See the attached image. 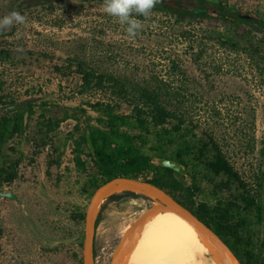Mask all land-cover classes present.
<instances>
[{
  "label": "rangeland",
  "instance_id": "rangeland-1",
  "mask_svg": "<svg viewBox=\"0 0 264 264\" xmlns=\"http://www.w3.org/2000/svg\"><path fill=\"white\" fill-rule=\"evenodd\" d=\"M186 1L257 21L233 23L199 7L182 17L140 0H0V120L24 114L0 155V191L18 198L0 195V264H84L85 221L74 214L87 210L83 188L94 168L83 135L102 122L93 104L130 112L134 87L161 88L192 138L212 133L264 204V0ZM78 61L123 83V94L81 89ZM188 170L195 205L235 197L203 164ZM104 203L95 264H124L125 227L159 221L162 202L124 190Z\"/></svg>",
  "mask_w": 264,
  "mask_h": 264
},
{
  "label": "trees",
  "instance_id": "trees-1",
  "mask_svg": "<svg viewBox=\"0 0 264 264\" xmlns=\"http://www.w3.org/2000/svg\"><path fill=\"white\" fill-rule=\"evenodd\" d=\"M140 1L161 4L182 17L184 13L193 14L195 7H199L203 12L207 9L219 13L220 17L233 23L257 21L252 14L244 17L228 15L222 11L229 9L213 8L198 1L194 2L197 6L193 5L192 8L180 6L182 0ZM75 68L81 75V89L84 91L116 87V93L123 94V89H126L111 75L96 73L82 61L76 62ZM132 89L136 97L127 100L130 112L118 110L121 107L119 102L98 101L93 104L102 122L100 126H89L94 152L89 146L88 156L94 171L87 176L83 188L88 198L99 186L117 176L138 178L152 174L153 178L145 180L166 190L210 226L230 246L242 264H264V204L249 193L242 176L230 163L216 137L210 133L201 137L192 134V138L184 127L185 115L179 108L170 106L161 88L143 86ZM125 95L126 90L124 98ZM23 128V112H18L14 118L0 120V155L3 144ZM83 139L88 141L86 133ZM157 157L177 160L186 166L188 174L190 166L203 164L210 174L224 179L219 183L221 188H234L237 193L232 200L195 205L192 199L196 185H189L186 175L155 163ZM76 161L84 165L82 158L77 157ZM85 217V210L74 214L78 222H84Z\"/></svg>",
  "mask_w": 264,
  "mask_h": 264
},
{
  "label": "bare ground",
  "instance_id": "bare-ground-1",
  "mask_svg": "<svg viewBox=\"0 0 264 264\" xmlns=\"http://www.w3.org/2000/svg\"><path fill=\"white\" fill-rule=\"evenodd\" d=\"M124 190L139 191L120 182L100 199ZM163 217L148 226L138 220L125 227L124 264H233L209 239L181 212L160 204Z\"/></svg>",
  "mask_w": 264,
  "mask_h": 264
},
{
  "label": "water",
  "instance_id": "water-1",
  "mask_svg": "<svg viewBox=\"0 0 264 264\" xmlns=\"http://www.w3.org/2000/svg\"><path fill=\"white\" fill-rule=\"evenodd\" d=\"M180 6L186 8H192L193 4L186 1L179 2ZM224 14L228 15H236L242 16L239 11L236 10H225L222 11ZM246 16V15H245ZM87 139L89 146L94 152V146L91 140L90 131L87 132ZM155 163L158 165L168 167L182 175H187V170L184 164L178 162L175 159L165 158V157H157L155 158ZM120 182L127 184L131 188H138L139 191L144 192L155 199H159L163 204L168 206L174 211L181 212L185 214V216L200 230L204 231L211 242L221 250L228 259L233 264H242L240 259L234 253V251L230 248V246L223 240V238L216 233L210 226H208L203 220H201L198 216H196L189 208L181 204L175 197L171 194L163 190L158 185L150 182L149 180L128 177V176H117L106 183L99 186L94 194L92 195L90 202L88 204L86 210L85 217V234H84V250H85V258L84 264H95V256H94V227L95 221L97 219L98 213L101 209L104 201L99 204L102 196L113 186L119 184ZM0 195L3 197H7L9 199L18 200L17 195L14 192H3L0 191Z\"/></svg>",
  "mask_w": 264,
  "mask_h": 264
}]
</instances>
